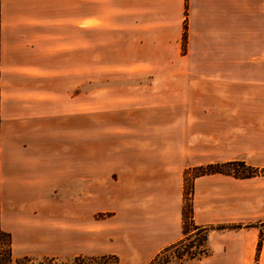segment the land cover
<instances>
[{
	"label": "crops",
	"instance_id": "obj_1",
	"mask_svg": "<svg viewBox=\"0 0 264 264\" xmlns=\"http://www.w3.org/2000/svg\"><path fill=\"white\" fill-rule=\"evenodd\" d=\"M120 72L152 84L140 107L129 87L88 90ZM118 134L109 154L88 145ZM125 151L137 157L112 160ZM235 160L264 169V0H0V231L12 255H33L54 234L56 196L86 204L103 171L130 196L137 248L157 252L181 238L184 169ZM192 200L197 226L260 224L264 177H199ZM259 234L211 231L194 264H264Z\"/></svg>",
	"mask_w": 264,
	"mask_h": 264
},
{
	"label": "rangeland",
	"instance_id": "obj_2",
	"mask_svg": "<svg viewBox=\"0 0 264 264\" xmlns=\"http://www.w3.org/2000/svg\"><path fill=\"white\" fill-rule=\"evenodd\" d=\"M184 26L186 28L185 24ZM116 78L117 80L112 83L88 84V90L97 86L107 85H114L120 88L129 87L135 90V92H140L135 107H140V105L144 104L142 92L148 85L152 86V84L147 82V77H143L142 74L120 72ZM157 102L158 100L152 104ZM137 118L141 119L142 116H138ZM119 119L120 123H124L121 117ZM187 131L190 132L189 129ZM131 137L142 139V141L148 138L147 136L144 137L141 131L140 134L135 132ZM110 138L98 137L88 142V145H93L98 150V156L105 155L109 154L107 152V145L109 143L116 145L115 141L123 139L125 136L118 134V136ZM126 152H121L120 154L114 153L111 155L112 160H124L125 162L129 159L128 156H133ZM133 157H137V155ZM194 167L197 166L185 168L184 171ZM118 173L116 171H112V173L103 171L97 176L88 177L86 204H79L78 195L70 196L71 202L69 205H64L62 202L59 203L60 199L56 196L54 234H51L50 230H48V234L44 236L46 238L44 242L33 244L35 252L31 256H14L11 251L10 264H71L72 259L77 256L88 258L115 256L118 259L117 264H147L158 251L156 252L151 248L146 251L145 249L137 248L138 245L135 240L138 238L133 236L134 231L131 230L133 222L129 221V218L125 216V212L122 211L126 209V202L130 196L123 192L125 189L120 187ZM89 184L99 187L100 194H94L89 188ZM189 186L190 180L188 177V188ZM138 205V203L135 204V206ZM263 226L264 224L261 230H264ZM261 230L260 234L262 236ZM128 234L132 237L129 238ZM195 260L177 261L172 259L169 264H194ZM5 262L6 259H2V264H6Z\"/></svg>",
	"mask_w": 264,
	"mask_h": 264
},
{
	"label": "trees",
	"instance_id": "obj_3",
	"mask_svg": "<svg viewBox=\"0 0 264 264\" xmlns=\"http://www.w3.org/2000/svg\"><path fill=\"white\" fill-rule=\"evenodd\" d=\"M186 44V28L184 26L182 33L181 47L182 51ZM220 174L234 179H250L255 177H264V169H257L248 166L245 162L235 160L224 163H213L204 166L187 169L183 172L182 185V208H181V239L176 243L168 245L158 251L147 264H169L172 259L177 261L195 260L199 257L209 254L207 248V238L210 231L238 230L249 227H258L262 229L264 223L255 225H222L216 227L197 226L193 221V182L196 178ZM188 177L190 186L188 188ZM264 228V226H263ZM264 237L259 236L256 246V253L259 252ZM2 259H6V264L11 263V245L10 236L0 231V264ZM118 259L115 256H101L88 258L83 256L74 257L71 264H117Z\"/></svg>",
	"mask_w": 264,
	"mask_h": 264
},
{
	"label": "built area",
	"instance_id": "obj_4",
	"mask_svg": "<svg viewBox=\"0 0 264 264\" xmlns=\"http://www.w3.org/2000/svg\"><path fill=\"white\" fill-rule=\"evenodd\" d=\"M261 231H262V232H261V233H262V236H264V230H261Z\"/></svg>",
	"mask_w": 264,
	"mask_h": 264
}]
</instances>
